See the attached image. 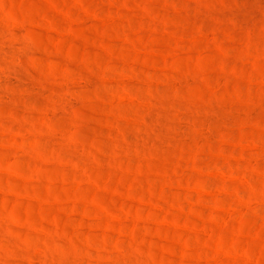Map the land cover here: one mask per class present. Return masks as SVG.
Here are the masks:
<instances>
[{"label": "rangeland", "instance_id": "1", "mask_svg": "<svg viewBox=\"0 0 264 264\" xmlns=\"http://www.w3.org/2000/svg\"><path fill=\"white\" fill-rule=\"evenodd\" d=\"M0 264H264V0H0Z\"/></svg>", "mask_w": 264, "mask_h": 264}, {"label": "bare ground", "instance_id": "2", "mask_svg": "<svg viewBox=\"0 0 264 264\" xmlns=\"http://www.w3.org/2000/svg\"><path fill=\"white\" fill-rule=\"evenodd\" d=\"M0 76H1V72H0ZM2 76H3V75H2ZM2 76H1V77H2ZM1 84H2V83H1V78H0V86H1Z\"/></svg>", "mask_w": 264, "mask_h": 264}]
</instances>
